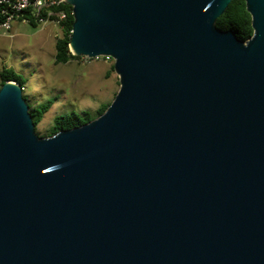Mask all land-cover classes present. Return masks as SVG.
Returning <instances> with one entry per match:
<instances>
[{"label":"water","instance_id":"obj_1","mask_svg":"<svg viewBox=\"0 0 264 264\" xmlns=\"http://www.w3.org/2000/svg\"><path fill=\"white\" fill-rule=\"evenodd\" d=\"M66 0L69 51L109 58L103 114L36 134L0 87V264H264V0Z\"/></svg>","mask_w":264,"mask_h":264},{"label":"rangeland","instance_id":"obj_2","mask_svg":"<svg viewBox=\"0 0 264 264\" xmlns=\"http://www.w3.org/2000/svg\"><path fill=\"white\" fill-rule=\"evenodd\" d=\"M61 35V28L52 24L32 27L15 23L8 33L0 30V71L12 68L27 79L23 95L29 104L55 99L35 127L40 137L48 135L57 116L84 111L96 116L99 107L111 104L119 90L111 59L55 65V43Z\"/></svg>","mask_w":264,"mask_h":264},{"label":"trees","instance_id":"obj_3","mask_svg":"<svg viewBox=\"0 0 264 264\" xmlns=\"http://www.w3.org/2000/svg\"><path fill=\"white\" fill-rule=\"evenodd\" d=\"M64 10L66 11L67 16L65 21L61 24L62 35L55 43V65H66L72 61H79L82 59L81 57L73 56L69 51L73 17L69 5H65ZM30 25L32 27H37L32 22H30ZM216 27L222 31H232L237 39L244 42L247 41L252 36L253 30L251 27V16L246 10L245 1L232 0L228 5L226 12L217 19ZM6 81L16 82L23 88L24 92L27 79L12 68H2L0 71V87ZM25 96L23 95V97ZM54 100L55 99H48L45 103L36 105H31L27 102L35 126L39 124L42 116L52 107ZM109 105L110 104L99 107L96 116L87 111H84L81 114L72 112L71 114L57 116L46 137H50L58 131L72 129L96 119L104 113Z\"/></svg>","mask_w":264,"mask_h":264},{"label":"built area","instance_id":"obj_4","mask_svg":"<svg viewBox=\"0 0 264 264\" xmlns=\"http://www.w3.org/2000/svg\"><path fill=\"white\" fill-rule=\"evenodd\" d=\"M65 5L66 0H0V30L8 33L13 24L30 25V22L37 27L52 24L62 29L61 24L67 16Z\"/></svg>","mask_w":264,"mask_h":264}]
</instances>
